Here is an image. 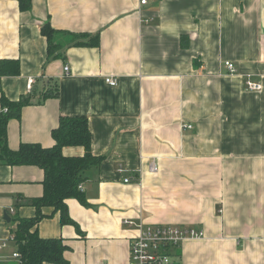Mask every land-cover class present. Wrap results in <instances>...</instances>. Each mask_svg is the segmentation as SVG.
Masks as SVG:
<instances>
[{
  "label": "crops",
  "instance_id": "1",
  "mask_svg": "<svg viewBox=\"0 0 264 264\" xmlns=\"http://www.w3.org/2000/svg\"><path fill=\"white\" fill-rule=\"evenodd\" d=\"M30 1L23 10L19 0H0V60L20 63L19 73L0 77V98L49 83L60 93L11 119L8 145L50 147L60 116L79 115L103 156L82 184L88 206L66 200L82 231L56 212L39 234L63 238L69 264H127L136 230L125 219L190 225L205 236L183 243L179 264H264V0ZM48 21L74 35L98 33L99 43L49 56ZM248 79L261 89L249 90ZM43 180L39 166L0 162V264H18L15 219L36 214L26 200L43 195Z\"/></svg>",
  "mask_w": 264,
  "mask_h": 264
},
{
  "label": "trees",
  "instance_id": "2",
  "mask_svg": "<svg viewBox=\"0 0 264 264\" xmlns=\"http://www.w3.org/2000/svg\"><path fill=\"white\" fill-rule=\"evenodd\" d=\"M23 10L31 8L30 0H19ZM42 34L48 41L49 56H57L60 49L68 45H91L99 43L97 34L74 35L69 31L54 29L50 22L43 24ZM81 39H78V37ZM89 37L90 41H84ZM91 43V44H90ZM20 63L17 59L0 60V77L19 73ZM32 90L17 100H10L1 90L0 110V162L7 165H36L44 170V193L40 197L29 198L26 202L36 208V214L29 218L15 219L16 227L13 240L21 255L18 264H69L65 251L70 246L60 237H43L37 225L52 213H59L62 224H71L81 232L79 224L70 216L66 200L76 198L88 206L84 190L80 186L86 180V172L98 166L103 156L94 155L91 148L92 135L86 116H60L59 125L52 131L55 143L45 147L40 143H21L18 149L8 145L7 125L11 119H19L22 109L27 105L42 104L49 97L59 96V85L49 83L42 90ZM66 146H82L83 155L67 156L63 153ZM52 208L45 213L44 208Z\"/></svg>",
  "mask_w": 264,
  "mask_h": 264
},
{
  "label": "built area",
  "instance_id": "3",
  "mask_svg": "<svg viewBox=\"0 0 264 264\" xmlns=\"http://www.w3.org/2000/svg\"><path fill=\"white\" fill-rule=\"evenodd\" d=\"M148 3V0H140L141 5ZM229 73L236 72V66L232 61H225ZM69 66H64L66 74L69 73ZM108 84L115 86L117 81L115 78L107 77ZM36 79L28 78L29 89L32 88ZM249 90H260L261 83L254 82L250 79L246 81ZM187 127L191 128V125ZM151 171H157L156 165L151 166ZM120 171L124 169L120 167ZM131 177L126 176L124 182H131ZM83 190V186H80ZM124 224L135 228L136 233L129 239V258L127 264H179L175 259L177 249L183 243L192 238H201L205 236V231L202 228L182 224H145L132 219H125ZM13 238V237H12ZM7 247L6 242L0 243V251ZM12 257L21 260V255L18 251L12 253Z\"/></svg>",
  "mask_w": 264,
  "mask_h": 264
},
{
  "label": "rangeland",
  "instance_id": "4",
  "mask_svg": "<svg viewBox=\"0 0 264 264\" xmlns=\"http://www.w3.org/2000/svg\"><path fill=\"white\" fill-rule=\"evenodd\" d=\"M182 249H183V245L177 249V256L175 257L177 261H181L180 257H181Z\"/></svg>",
  "mask_w": 264,
  "mask_h": 264
},
{
  "label": "water",
  "instance_id": "5",
  "mask_svg": "<svg viewBox=\"0 0 264 264\" xmlns=\"http://www.w3.org/2000/svg\"><path fill=\"white\" fill-rule=\"evenodd\" d=\"M5 218H7V220H9V218H8V215H7V214H5Z\"/></svg>",
  "mask_w": 264,
  "mask_h": 264
}]
</instances>
